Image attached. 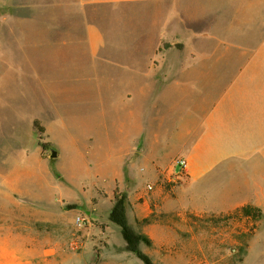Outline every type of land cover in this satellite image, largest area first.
Returning <instances> with one entry per match:
<instances>
[{
    "label": "crops",
    "instance_id": "crops-1",
    "mask_svg": "<svg viewBox=\"0 0 264 264\" xmlns=\"http://www.w3.org/2000/svg\"><path fill=\"white\" fill-rule=\"evenodd\" d=\"M33 3L0 50L4 105L32 84L78 101L90 156L168 158L182 210L264 215V0Z\"/></svg>",
    "mask_w": 264,
    "mask_h": 264
},
{
    "label": "rangeland",
    "instance_id": "rangeland-1",
    "mask_svg": "<svg viewBox=\"0 0 264 264\" xmlns=\"http://www.w3.org/2000/svg\"><path fill=\"white\" fill-rule=\"evenodd\" d=\"M33 2L0 0V50L17 49L18 21L37 15ZM35 89L13 87L6 105L0 94V264H144L110 221L116 192L128 194L129 223L150 240L140 248L153 264H264V218L182 210L180 181L156 168L168 158L90 156L82 104ZM79 215L90 221L82 230Z\"/></svg>",
    "mask_w": 264,
    "mask_h": 264
},
{
    "label": "trees",
    "instance_id": "trees-1",
    "mask_svg": "<svg viewBox=\"0 0 264 264\" xmlns=\"http://www.w3.org/2000/svg\"><path fill=\"white\" fill-rule=\"evenodd\" d=\"M34 127L41 134L46 133L45 128L37 120L34 122ZM43 147L46 148L48 146L47 144H43ZM128 203V194L126 192H116V202L110 214V221L121 230L127 251L136 255L144 264H153L151 258L140 248L142 243L150 245V240L145 235L137 233L129 223L127 216ZM237 212L248 218H264V215L259 208L250 205L237 210Z\"/></svg>",
    "mask_w": 264,
    "mask_h": 264
},
{
    "label": "built area",
    "instance_id": "built-area-1",
    "mask_svg": "<svg viewBox=\"0 0 264 264\" xmlns=\"http://www.w3.org/2000/svg\"><path fill=\"white\" fill-rule=\"evenodd\" d=\"M175 166L179 167L182 170L186 169V161L184 159H178L175 161ZM149 190H153L152 186L148 187ZM90 224L89 218L85 215H79L76 219H75V225L79 230H82L84 228L87 227V225ZM78 244H76L74 247V249H77Z\"/></svg>",
    "mask_w": 264,
    "mask_h": 264
},
{
    "label": "water",
    "instance_id": "water-1",
    "mask_svg": "<svg viewBox=\"0 0 264 264\" xmlns=\"http://www.w3.org/2000/svg\"><path fill=\"white\" fill-rule=\"evenodd\" d=\"M49 153H50L49 157H50L51 160H55V159L59 158V152L56 149L50 148L49 149ZM60 177H61V175L57 174V178H60ZM86 214H87V216H90V212L89 211H87ZM98 258H99V255L97 254L96 261L98 260Z\"/></svg>",
    "mask_w": 264,
    "mask_h": 264
}]
</instances>
